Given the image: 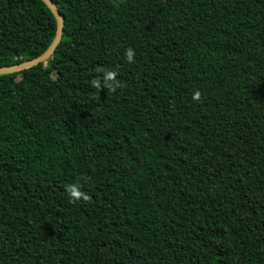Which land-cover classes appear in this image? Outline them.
Wrapping results in <instances>:
<instances>
[{
    "label": "trees",
    "instance_id": "trees-1",
    "mask_svg": "<svg viewBox=\"0 0 264 264\" xmlns=\"http://www.w3.org/2000/svg\"><path fill=\"white\" fill-rule=\"evenodd\" d=\"M53 1L0 75V264H264V0ZM57 32L0 0V67Z\"/></svg>",
    "mask_w": 264,
    "mask_h": 264
},
{
    "label": "clouds",
    "instance_id": "clouds-1",
    "mask_svg": "<svg viewBox=\"0 0 264 264\" xmlns=\"http://www.w3.org/2000/svg\"><path fill=\"white\" fill-rule=\"evenodd\" d=\"M125 56L128 61V63H134V56L135 51L131 47L126 49ZM97 72H103V78L101 79H94L91 81V86L97 91H104L107 90L108 92L115 93L117 89L121 88L123 85L122 83L117 79L118 73L115 70H105V69H96ZM202 97V93L197 90L194 95L193 99L196 101H200ZM96 98V97H93ZM66 191L70 196V202L76 203L77 201H89L91 197L86 194L85 192L81 191L79 185H68L66 186Z\"/></svg>",
    "mask_w": 264,
    "mask_h": 264
},
{
    "label": "water",
    "instance_id": "water-1",
    "mask_svg": "<svg viewBox=\"0 0 264 264\" xmlns=\"http://www.w3.org/2000/svg\"><path fill=\"white\" fill-rule=\"evenodd\" d=\"M43 1L53 12L58 22V32H57L54 42L52 43V45L49 47V49L45 53H43L41 56L33 60L20 63V64L0 67V75L18 73V72L30 69L32 67H35L41 63H47V61L55 54L56 49L61 43L62 38H63L65 21H64L63 15L59 11L58 7L56 6L53 0H43Z\"/></svg>",
    "mask_w": 264,
    "mask_h": 264
},
{
    "label": "rangeland",
    "instance_id": "rangeland-1",
    "mask_svg": "<svg viewBox=\"0 0 264 264\" xmlns=\"http://www.w3.org/2000/svg\"><path fill=\"white\" fill-rule=\"evenodd\" d=\"M115 2H119L121 0H114ZM175 0H165L167 4H172ZM50 70V69H49Z\"/></svg>",
    "mask_w": 264,
    "mask_h": 264
}]
</instances>
